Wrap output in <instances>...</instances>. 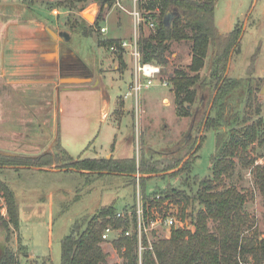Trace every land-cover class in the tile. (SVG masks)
<instances>
[{"label":"rangeland","instance_id":"1","mask_svg":"<svg viewBox=\"0 0 264 264\" xmlns=\"http://www.w3.org/2000/svg\"><path fill=\"white\" fill-rule=\"evenodd\" d=\"M71 2L75 6L73 9L66 0H0V42L9 25H28L41 21L53 31L67 32L70 40L65 45L89 65L95 79H99L97 87L106 86L107 91L111 89L109 94L116 101L109 119L117 121L119 128L115 126L113 132L106 127L101 104L92 97L73 94L61 97L59 112L55 114L53 90H45L47 97H36V102V98L29 97L24 87L16 89L0 77V154L34 157L52 152L59 142L73 160L120 159L135 155L140 163L150 154L155 158L179 156L183 160L176 169L159 174L136 175L149 179L145 185L151 194L168 185L187 191L189 186L194 192L196 187L193 177L206 178L211 175L210 157L215 151V133L211 130L204 132L201 122L208 110L211 113L214 94L208 89H200L191 116L179 118L176 115L169 78L175 68L187 69L190 64L189 44L174 42L171 45L167 53L168 64L161 66L160 81L168 82L167 87L155 82L154 86L142 90L137 99L132 95L125 100L124 95L129 91L132 81V60L124 56L122 65L117 54L102 46L100 41L129 39L134 28V20L130 15L134 4L140 14L148 11L141 9L134 0H114L110 8L105 6L102 11L94 0ZM82 6H85L84 10L91 6H95V9L90 8L81 15ZM100 14L103 21L95 26ZM83 17L90 24L84 25L81 22ZM214 22L222 33L231 32L237 25L242 27L240 53L232 54L225 75L229 78H248V67L255 56L250 84L261 109L259 117L264 127V0H216ZM102 27L107 29L105 35L100 33ZM236 99L242 116L246 102L240 96ZM188 132L191 134L184 143ZM113 134H116V138ZM194 155L196 157L192 158ZM246 158L256 160L254 165L264 164V146L253 145ZM190 159L193 164L189 176L182 173L170 177L178 173ZM235 160L234 172L230 178H226L225 186L235 185L247 196L244 210L249 221L243 228V236L256 234L262 238L264 197L254 183L253 167L243 166L238 158ZM0 180L5 181L14 192L19 205V228L9 225L7 238L1 231L0 246L13 252L18 264H60L61 240L70 232L75 220L92 216L110 204H113L116 213L132 212L143 200L138 181L134 187L127 185L122 177L81 175L56 166L44 167L42 170L20 167L18 171L5 167L0 171ZM163 211L179 219L177 214L180 205L171 202ZM0 216V222L8 220L1 194ZM151 219L154 217H149L146 226L151 223ZM209 225L213 227L211 222ZM157 232L158 236L169 235L162 226L158 227ZM147 235L152 242L154 238L149 233ZM101 245L107 254L108 264L122 263L113 244Z\"/></svg>","mask_w":264,"mask_h":264},{"label":"trees","instance_id":"2","mask_svg":"<svg viewBox=\"0 0 264 264\" xmlns=\"http://www.w3.org/2000/svg\"><path fill=\"white\" fill-rule=\"evenodd\" d=\"M66 1L71 9L75 8L71 0ZM94 2L102 11L105 6L110 8L114 0ZM215 5L216 0L138 1L141 9L153 11L158 8L159 11L155 17L153 32L146 34L141 26L139 49L143 62L165 67L168 64L167 53L174 42L188 43L190 46L191 60L187 69L175 68L169 78L176 115L179 118L191 116V109L198 99L199 91L208 89L214 94L211 113L208 117L205 115L201 122L204 132L211 130L215 133V151L210 157L211 175L206 178L193 177L196 187L194 192L189 186L187 191L168 185L151 194L147 192L145 185L149 179L136 178V174L152 175L176 169L183 160L179 156L155 158L150 154L149 158L142 159L140 163L135 155L120 159L112 157L73 160L59 142L55 144L52 152L34 157L25 154H0V171L5 167L18 171L20 167L43 169L56 166L71 169L81 175L122 177L127 185L134 187L138 181L145 212L147 207L161 211L164 202H175L180 205V212L177 214L179 219L188 221V227H193L171 228L167 237L156 236L151 245L144 236V249L139 263L136 236H125L134 223V217L131 221L127 216L118 218L113 204H110L100 208L92 216L75 220L70 232L61 240L60 264H108L107 254L101 247V235L107 225L121 230L119 237L112 243L122 258L121 264H264V237L259 238L256 234L243 236V228L249 221L244 210L247 196L235 185L225 186L226 178H230L234 172L235 158H238L243 166L253 167L254 183L264 197V164L254 165L256 160L246 158L253 145L264 146L263 121L259 117L261 109L250 84L253 80L251 71L255 56L251 58L248 67V78L225 77L232 54L240 53L242 27L237 25L231 32L221 34L214 22ZM84 8L82 6L80 11ZM170 11L176 12L167 24L165 16ZM100 16L101 14L97 16L95 26L103 21ZM81 22L88 25L84 19ZM82 32L86 34L84 30ZM119 42V39L100 41L107 49ZM117 56L123 65V55ZM237 96L243 97L246 102L242 116ZM203 139L204 136L200 139L198 149ZM192 164L190 159L182 165L178 173L170 177L182 173L189 176ZM0 194L4 199L8 217L7 221L0 222V232H4L7 238L9 225L19 228V205L14 192L3 180H0ZM157 195L160 199L154 200ZM1 218L0 216V220ZM210 222L213 224L212 228ZM0 247V264H18L13 252L3 245Z\"/></svg>","mask_w":264,"mask_h":264},{"label":"crops","instance_id":"3","mask_svg":"<svg viewBox=\"0 0 264 264\" xmlns=\"http://www.w3.org/2000/svg\"><path fill=\"white\" fill-rule=\"evenodd\" d=\"M48 29L53 31L41 21L9 25L0 42V77L16 89L24 87L31 98L47 97L45 90H53L55 114L59 112L61 97L68 94L92 97L101 104L106 127L114 132L115 126L119 128V123L109 119L116 101L109 94L111 89L107 91L106 86L97 87L99 79H95L89 65L82 58L79 59L83 65L76 63L71 57L70 48L65 45L67 42L53 38ZM218 31L221 34L229 33ZM53 32L58 34L64 31ZM113 135L116 138V134Z\"/></svg>","mask_w":264,"mask_h":264},{"label":"built area","instance_id":"4","mask_svg":"<svg viewBox=\"0 0 264 264\" xmlns=\"http://www.w3.org/2000/svg\"><path fill=\"white\" fill-rule=\"evenodd\" d=\"M139 0H134V3ZM158 8L155 11H148L147 13L140 14L139 10L136 9L134 4V9L130 12L134 20V28L131 37L127 40H120L118 44H114L109 47V51L114 54H122L124 56H129L132 60V81L129 86V91L124 95L127 99L130 96L134 95L137 99L142 90L149 89L155 85V82H158L162 87H167L168 82L160 81L162 76L161 66L155 63H146L142 61V56L139 49V40L141 36V26L144 27V32H153L155 27V17L158 16ZM107 29L105 27L100 28V33L106 34ZM160 196H155L154 200H159ZM169 206L168 201L163 203L161 211L156 210L155 208H146L147 212L144 210L143 202L138 204L136 209L132 212L117 213L118 218H124L127 216L130 221L134 217V223H132L131 229L125 233V236L135 235L137 238V251L139 255V263H141V254L143 251L142 238L145 236L149 245H151L148 233L151 237L155 238L158 236L157 229L162 226L169 233L171 228H185L192 229L193 227L189 226L188 221H182L181 219H176L171 213L163 211L164 208ZM154 217L151 219V223L146 226V221H149V217ZM121 230L115 229L111 225H107L102 232L101 238L102 243L112 244L120 235ZM101 243V244H102Z\"/></svg>","mask_w":264,"mask_h":264},{"label":"water","instance_id":"5","mask_svg":"<svg viewBox=\"0 0 264 264\" xmlns=\"http://www.w3.org/2000/svg\"><path fill=\"white\" fill-rule=\"evenodd\" d=\"M90 8H92V9H95V6H91V7H89V9ZM89 9L88 10H84L83 12L81 11V15H84V13H86L87 11H89ZM176 11H174V12H172V11H170V12H168L167 14H166V16H165V22L167 23V24H169L170 23V21H171V19H172V15H174L173 13H175ZM83 19L87 22V23H89L84 17H83ZM90 24V23H89ZM48 31H49V33L51 34V36H53V38H55V39H57V40H64V41H69V36H68V34H66V33H64V32H60V33H58V34H56L55 32H53L52 30H50V29H48ZM69 51H70V53H71V57H73V60L76 62V63H78V64H80V65H83L82 63L83 62H81V60L73 53V51L72 50H70L69 49ZM227 71H228V68H227ZM227 73V72H226ZM225 77H226V75H225ZM264 92V87H263V89H262V93ZM209 112H210V110H208V113H207V117L209 116ZM185 143V142H184ZM39 170H42V168H38ZM136 177L137 178H139L140 176L139 175H136Z\"/></svg>","mask_w":264,"mask_h":264},{"label":"flooded vegetation","instance_id":"6","mask_svg":"<svg viewBox=\"0 0 264 264\" xmlns=\"http://www.w3.org/2000/svg\"><path fill=\"white\" fill-rule=\"evenodd\" d=\"M64 33H66V32H64ZM67 34V33H66ZM69 36V35H68ZM69 40H70V36H69ZM63 42H64V40H63ZM190 134H191V132H188V134H187V138H185V143H186V141H187V139H188V137L190 136ZM3 244V243H2Z\"/></svg>","mask_w":264,"mask_h":264}]
</instances>
